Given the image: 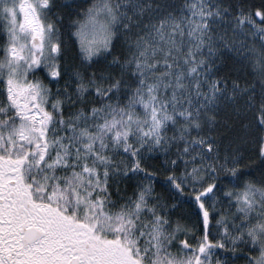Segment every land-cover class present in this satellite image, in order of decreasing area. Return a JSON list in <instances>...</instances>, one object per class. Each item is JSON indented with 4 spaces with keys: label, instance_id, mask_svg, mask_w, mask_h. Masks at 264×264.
<instances>
[{
    "label": "snow or ice",
    "instance_id": "6c2138e0",
    "mask_svg": "<svg viewBox=\"0 0 264 264\" xmlns=\"http://www.w3.org/2000/svg\"><path fill=\"white\" fill-rule=\"evenodd\" d=\"M0 264H264V0H0Z\"/></svg>",
    "mask_w": 264,
    "mask_h": 264
}]
</instances>
